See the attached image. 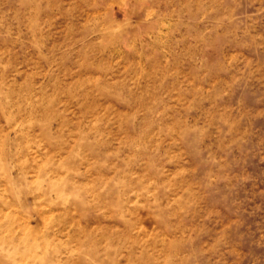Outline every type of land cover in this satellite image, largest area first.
I'll use <instances>...</instances> for the list:
<instances>
[{"label": "rangeland", "instance_id": "obj_1", "mask_svg": "<svg viewBox=\"0 0 264 264\" xmlns=\"http://www.w3.org/2000/svg\"><path fill=\"white\" fill-rule=\"evenodd\" d=\"M0 264H264V0H0Z\"/></svg>", "mask_w": 264, "mask_h": 264}]
</instances>
